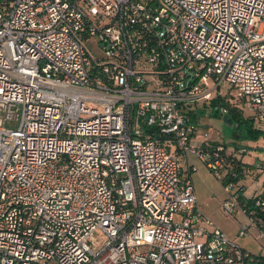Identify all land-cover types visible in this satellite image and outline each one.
Instances as JSON below:
<instances>
[{"label":"built area","instance_id":"obj_1","mask_svg":"<svg viewBox=\"0 0 264 264\" xmlns=\"http://www.w3.org/2000/svg\"><path fill=\"white\" fill-rule=\"evenodd\" d=\"M223 82L264 129V0H0V264H260L181 170L245 168L192 107Z\"/></svg>","mask_w":264,"mask_h":264},{"label":"rangeland","instance_id":"obj_2","mask_svg":"<svg viewBox=\"0 0 264 264\" xmlns=\"http://www.w3.org/2000/svg\"><path fill=\"white\" fill-rule=\"evenodd\" d=\"M87 45L95 57L98 59L103 57L101 43L98 39L89 40ZM211 86L215 87L216 83L211 82ZM219 93H221L222 97L220 98L221 102L230 99V104L228 102L225 103L240 112L244 119H249L252 122L250 112L245 109L242 102L237 101L236 89L231 84L228 82L221 83L220 89L216 90L215 95ZM212 105L213 102L209 103L204 100L192 105L194 111L202 112V115L199 116L202 131H211L212 140L225 145L228 153L235 146H238L237 144L239 143L247 145L248 149H246L245 154H242V160L248 165L249 170L243 179H246L247 187H250L252 182L260 179L264 181V136L262 135L258 139L245 138L246 131L243 128L239 129L238 123L230 125L224 121V117L209 115L208 111L212 108ZM252 124L254 127L253 122ZM254 129L259 130L256 127ZM193 161L195 169L192 171L191 181L194 185L200 213L202 214L201 219L198 221V226L208 232H213L216 227H219L229 239L234 240L247 252L255 255L259 254L264 243L263 240H259V230L251 226L247 236L237 237L241 227L250 224L248 216L242 210L238 211L237 216L225 214L220 206L221 202L228 196L225 185L201 160L193 158ZM241 177L242 175H240ZM240 178L236 181L234 191L242 186L243 179ZM181 219L182 216L177 215L176 221H181ZM207 220L212 221L214 225H210Z\"/></svg>","mask_w":264,"mask_h":264},{"label":"trees","instance_id":"obj_3","mask_svg":"<svg viewBox=\"0 0 264 264\" xmlns=\"http://www.w3.org/2000/svg\"><path fill=\"white\" fill-rule=\"evenodd\" d=\"M220 102H221V99L217 98L215 101H213V105L220 103ZM224 105L228 106V104L225 102H224ZM211 115H217L218 117H222L219 113H214V112ZM227 116L233 119L234 124L238 123L239 129L243 128L246 131L245 138L258 139L262 135L264 136V131L255 130L254 127L252 126L253 125L252 122L249 119H244L241 113L238 112L235 108L229 107V113ZM233 165H234L233 172L236 173V175L234 178L227 176L225 179L220 180L224 185H226L228 181H237L240 178V173H241L240 162L238 161L237 163H233ZM231 174L233 175V173ZM237 192L239 194V197L241 199L244 209L246 210L247 213H249L246 215H249V216L253 215V217L256 220V224H255L256 228L259 231H264V208H259L255 206L257 199H262V201H264V192L261 196H257L251 199H247L243 196L242 194L243 186H240ZM255 257L260 262V264H264V261H262L261 253L255 255Z\"/></svg>","mask_w":264,"mask_h":264},{"label":"crops","instance_id":"obj_4","mask_svg":"<svg viewBox=\"0 0 264 264\" xmlns=\"http://www.w3.org/2000/svg\"><path fill=\"white\" fill-rule=\"evenodd\" d=\"M254 127H256L257 129H259L261 131H264V129L259 127V126L257 127V126L254 125ZM239 144H237L239 147H241V145H243L244 148L248 149L247 145L242 144V143H239ZM190 161L194 162L193 159L190 160ZM241 161H242V163H243V165L245 167L244 169L241 170V173H240V175H242V177L240 179H243V177L247 174V171L249 170V168H248V165L243 162L242 156H241ZM181 170H182V173H183V179L184 180L185 179H192V176H191L192 171L189 170L188 163L184 159L181 160ZM246 184H247L246 183V179L244 178L243 181H242V186H243L242 194H243V196L245 198L251 199V198H254L253 196H255V195H256L255 197H257V196H261L263 194V192H264V185H263L264 181H263V179H260L259 181L252 182V185L250 187H247Z\"/></svg>","mask_w":264,"mask_h":264},{"label":"water","instance_id":"obj_5","mask_svg":"<svg viewBox=\"0 0 264 264\" xmlns=\"http://www.w3.org/2000/svg\"><path fill=\"white\" fill-rule=\"evenodd\" d=\"M224 121L227 122L230 125H233L234 124L233 119L229 118L228 116H225L224 117Z\"/></svg>","mask_w":264,"mask_h":264}]
</instances>
